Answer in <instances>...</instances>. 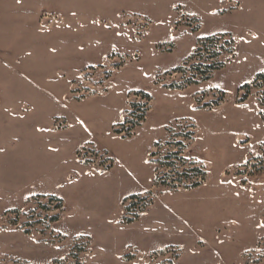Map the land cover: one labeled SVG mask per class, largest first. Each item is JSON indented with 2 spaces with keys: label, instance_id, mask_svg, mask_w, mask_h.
<instances>
[{
  "label": "rangeland",
  "instance_id": "rangeland-1",
  "mask_svg": "<svg viewBox=\"0 0 264 264\" xmlns=\"http://www.w3.org/2000/svg\"><path fill=\"white\" fill-rule=\"evenodd\" d=\"M1 12L0 264H264V0Z\"/></svg>",
  "mask_w": 264,
  "mask_h": 264
},
{
  "label": "trees",
  "instance_id": "trees-1",
  "mask_svg": "<svg viewBox=\"0 0 264 264\" xmlns=\"http://www.w3.org/2000/svg\"><path fill=\"white\" fill-rule=\"evenodd\" d=\"M217 39V37H212V38H208V39H206V40H200V42L199 43H205V42H207V41H215ZM212 42V43H213ZM217 65L218 64H213V65H207V69L208 70H211L212 71V69H215L216 67H217ZM208 76H209V74L207 75V76H205L204 77V79H206V78H208ZM261 81H264V74H262V75H260L256 80H255V82L253 83V84H257L258 82H261ZM250 86L251 85H246L245 87H244V89L243 90H247V89H249L250 88ZM248 98V95H246L245 97H244V99H243V101H245L246 99ZM148 110V109H147ZM146 112V111H145ZM145 112H143V114H141L140 116H139V118H141L142 120L143 119H145ZM140 120V119H139ZM126 123H129V119H126ZM125 123V124H126ZM132 124V127L130 128V132H132V130H134V128L137 126V125H140L141 123L139 122L138 123V121H135V122H133V123H131ZM118 132H122L121 130H117ZM130 134V133H129ZM188 134H190L189 136H191V137H193L192 136V134L190 133V132H188ZM154 155V154H153ZM172 156H177L176 154H174V155H170V156H168L167 157V159H170V158H172ZM197 170V172H201L202 170H198V169H196ZM187 176V175H186ZM155 181L157 182V179H155ZM200 184H194V185H192V186H187L186 188H190V187H196V186H199ZM137 199V197H132L131 199H129V200H136ZM128 201V200H127ZM126 201V202H127ZM50 202L51 203H53V202H58V204H59V207L61 206H63V202L61 201V200H59V199H56V198H50ZM147 201H145L144 203H146ZM135 204H138V203H135ZM135 217L134 218H132V219H129V218H126V220L128 221V222H133L135 219H136V216L137 215H134ZM58 218H59V216H54V217H52L51 219H52V222L53 221H57L58 220Z\"/></svg>",
  "mask_w": 264,
  "mask_h": 264
},
{
  "label": "crops",
  "instance_id": "crops-1",
  "mask_svg": "<svg viewBox=\"0 0 264 264\" xmlns=\"http://www.w3.org/2000/svg\"><path fill=\"white\" fill-rule=\"evenodd\" d=\"M0 14H2V12H1ZM39 15H40V14H39ZM63 16H64V15H63ZM51 24H53V21L50 22V25H51ZM26 138H27V137H26ZM26 138L22 139V141H25ZM36 138H37V137H36ZM23 144H25V143H23ZM48 146H49V145H48ZM48 146L43 147V146H41L40 144L38 145V144L36 143V141H35V142H31L30 144H28L27 147H26V150L37 153V152H39L42 148L46 150ZM45 150H44V151H45ZM111 191H112V192H111ZM110 193H112V194L114 193V188H113V187L110 188ZM113 195H114V194H113ZM111 200L113 201L114 199H111ZM65 213H66V211L64 210V203H63V213H62V214L64 215ZM62 214H61V216H62ZM61 216H60V218H61Z\"/></svg>",
  "mask_w": 264,
  "mask_h": 264
},
{
  "label": "built area",
  "instance_id": "built-area-1",
  "mask_svg": "<svg viewBox=\"0 0 264 264\" xmlns=\"http://www.w3.org/2000/svg\"><path fill=\"white\" fill-rule=\"evenodd\" d=\"M202 170V169H201ZM203 171V170H202ZM135 202H138V200L136 199V201ZM142 203H144V202H142Z\"/></svg>",
  "mask_w": 264,
  "mask_h": 264
}]
</instances>
